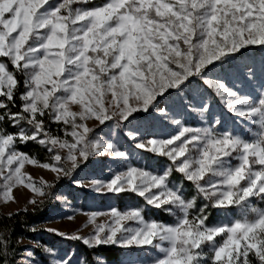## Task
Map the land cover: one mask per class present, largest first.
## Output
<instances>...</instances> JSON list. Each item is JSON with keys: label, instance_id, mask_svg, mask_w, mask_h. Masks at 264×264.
I'll return each instance as SVG.
<instances>
[{"label": "snow or ice", "instance_id": "snow-or-ice-1", "mask_svg": "<svg viewBox=\"0 0 264 264\" xmlns=\"http://www.w3.org/2000/svg\"><path fill=\"white\" fill-rule=\"evenodd\" d=\"M25 191L0 264H264V0H0V205Z\"/></svg>", "mask_w": 264, "mask_h": 264}, {"label": "rangeland", "instance_id": "rangeland-1", "mask_svg": "<svg viewBox=\"0 0 264 264\" xmlns=\"http://www.w3.org/2000/svg\"><path fill=\"white\" fill-rule=\"evenodd\" d=\"M27 170L30 174H32L34 177H39L43 175L45 178H50V173L47 171L39 170L37 168H34L32 166H28ZM74 197L75 199L73 200V196L68 197L69 200H73V207L75 208H80L84 211L91 210V209H97V210H103V208L113 199L111 196L108 197H101L99 194H94L91 193L90 190L88 189H73ZM84 194H87V202L86 204L82 207L79 206L77 203L79 201V198L82 197ZM15 195L17 196L19 203H9L7 206L0 205V213L6 214L9 211H15L18 207H23L24 206V200L25 197L27 196V192H16ZM59 204V202H57ZM49 211L48 218L41 223V226H48V227H55L59 228L61 230H76L78 227L83 226L85 223V217L81 215H77L73 220L69 221L67 219H63L62 216L65 213V210L62 206H58L56 208H52L49 206L47 208ZM70 214V213H69ZM101 219H106V218H101ZM49 221H51L49 223ZM84 231H87V229H83ZM43 237H46L47 239L53 237L49 233H41ZM57 238L56 245L58 248H66L65 241L60 242L59 238ZM25 245L28 244V240H24L23 242ZM118 264V263H117Z\"/></svg>", "mask_w": 264, "mask_h": 264}, {"label": "trees", "instance_id": "trees-1", "mask_svg": "<svg viewBox=\"0 0 264 264\" xmlns=\"http://www.w3.org/2000/svg\"><path fill=\"white\" fill-rule=\"evenodd\" d=\"M25 150H28V149H25ZM33 151H35L34 148H33ZM72 196H74V193ZM72 196H69V197L72 198ZM86 202H87V194H84L82 197L79 198V201L77 204L83 207L86 204ZM0 214H3V213H0ZM48 214H49L48 209H45L43 212L37 213L36 215L31 216L29 218L30 222L40 225L48 218ZM20 231H21V234L26 237L25 240L40 239L42 242H47V243H56L58 241L56 237H51L47 239L46 237H43L42 235H40L41 233L33 234L24 229H21ZM65 244H66V248L68 249L77 247L75 242L65 241ZM98 255H102L108 261V264H117L120 258V253L116 251L115 249H111V250H107L102 253H98Z\"/></svg>", "mask_w": 264, "mask_h": 264}]
</instances>
